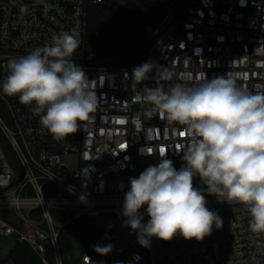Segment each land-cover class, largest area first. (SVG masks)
Listing matches in <instances>:
<instances>
[{"label":"built area","instance_id":"1","mask_svg":"<svg viewBox=\"0 0 264 264\" xmlns=\"http://www.w3.org/2000/svg\"><path fill=\"white\" fill-rule=\"evenodd\" d=\"M103 2L0 0V99L14 123L13 129L0 114V236L30 247L44 264H52L50 251L54 264H63L59 235L69 222L94 215L127 219L123 203L130 179L158 165L161 149L177 170L184 164L183 148L190 138L182 125L150 114L135 100L131 74L136 66L154 64L137 90L155 87L157 69L166 68L172 78L158 81L165 89L177 83L195 87L206 78L231 74L248 91L264 92V0H169L144 45L119 65L108 59L93 62L85 51L87 10ZM73 29L80 45L70 59L94 81L98 105L89 122L57 141L34 114L35 105L5 95L2 83L10 59L50 46L54 35ZM6 145L20 164L17 173ZM193 186L222 219V228L214 226L202 241L152 237L149 260L138 239L129 241L136 250L118 264H264V233L249 229L245 206L209 194L198 175ZM146 209H140L143 224L149 220ZM93 246L81 264H104L95 259Z\"/></svg>","mask_w":264,"mask_h":264},{"label":"clouds","instance_id":"2","mask_svg":"<svg viewBox=\"0 0 264 264\" xmlns=\"http://www.w3.org/2000/svg\"><path fill=\"white\" fill-rule=\"evenodd\" d=\"M78 37L75 29L62 31L50 46L10 59L2 83L5 95L35 105L34 114L57 141L76 133L97 110L94 81L70 59L80 45ZM153 68V63H144L132 70L135 100L148 106L150 114L182 125L190 139L179 170L161 153L158 165L130 179L123 203L126 225L137 232L144 247L152 237L171 241L180 235L202 241L214 226L222 228V219L206 207L205 196L193 186L198 175L209 194L245 206L249 229L264 233V92L248 91L231 74L206 78L195 87L177 83L165 89L158 81L172 78L166 68L157 69L155 87L137 90ZM144 205L146 224L141 223ZM93 247L100 255L112 250L111 244Z\"/></svg>","mask_w":264,"mask_h":264},{"label":"trees","instance_id":"3","mask_svg":"<svg viewBox=\"0 0 264 264\" xmlns=\"http://www.w3.org/2000/svg\"><path fill=\"white\" fill-rule=\"evenodd\" d=\"M103 1L87 10L85 51L93 62L108 59L117 65L131 59L135 50L144 45L169 4V0ZM53 214L59 221L63 220L61 213L54 211ZM108 216L111 215L82 217L69 222L61 230L59 248L63 264H81L83 255L91 246L106 241ZM48 259L55 263L51 251ZM0 264L44 263L30 247L15 242L8 254L0 251Z\"/></svg>","mask_w":264,"mask_h":264},{"label":"rangeland","instance_id":"4","mask_svg":"<svg viewBox=\"0 0 264 264\" xmlns=\"http://www.w3.org/2000/svg\"><path fill=\"white\" fill-rule=\"evenodd\" d=\"M123 3V0H120ZM0 114L9 125V127L14 129V123L10 116V113L6 105L0 99ZM6 154L8 158L13 162V168L15 172L20 171V164L8 145H6ZM73 167H77L76 161ZM126 220L122 215H111L107 217L106 220V230L108 236L106 241L101 242L100 246H105L108 244L112 245V250L106 255H100L93 253L96 260L103 261L104 264H118L126 261L128 256L133 253L136 248L131 246L129 241L137 240V232L133 231L126 225ZM15 240L10 237L0 236V251L6 255L14 247ZM139 249L143 252L146 259L149 260V254L147 247L142 246L140 243L138 245ZM121 252V253H120Z\"/></svg>","mask_w":264,"mask_h":264},{"label":"snow or ice","instance_id":"5","mask_svg":"<svg viewBox=\"0 0 264 264\" xmlns=\"http://www.w3.org/2000/svg\"><path fill=\"white\" fill-rule=\"evenodd\" d=\"M181 134L183 135L184 133L182 132ZM163 151H164V150H163V149H161V153H163Z\"/></svg>","mask_w":264,"mask_h":264}]
</instances>
